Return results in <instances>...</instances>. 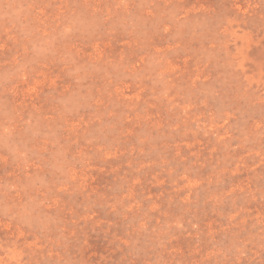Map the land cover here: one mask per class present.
Here are the masks:
<instances>
[{
	"label": "rangeland",
	"instance_id": "374dc122",
	"mask_svg": "<svg viewBox=\"0 0 264 264\" xmlns=\"http://www.w3.org/2000/svg\"><path fill=\"white\" fill-rule=\"evenodd\" d=\"M0 264H264V0H0Z\"/></svg>",
	"mask_w": 264,
	"mask_h": 264
}]
</instances>
